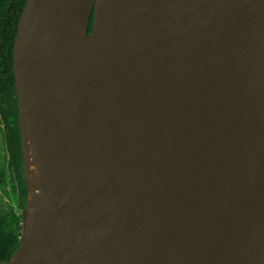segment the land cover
I'll return each mask as SVG.
<instances>
[{
  "label": "water",
  "instance_id": "obj_1",
  "mask_svg": "<svg viewBox=\"0 0 264 264\" xmlns=\"http://www.w3.org/2000/svg\"><path fill=\"white\" fill-rule=\"evenodd\" d=\"M43 7L29 202L23 52ZM12 61L29 195L0 264H264V0H26Z\"/></svg>",
  "mask_w": 264,
  "mask_h": 264
},
{
  "label": "trees",
  "instance_id": "obj_2",
  "mask_svg": "<svg viewBox=\"0 0 264 264\" xmlns=\"http://www.w3.org/2000/svg\"><path fill=\"white\" fill-rule=\"evenodd\" d=\"M25 3L26 0H0V191L5 193L9 178L14 183L12 191L17 198L16 209L4 208L0 203V262L10 260L20 245L29 195L12 61L14 40ZM92 22L93 17L88 33Z\"/></svg>",
  "mask_w": 264,
  "mask_h": 264
},
{
  "label": "bare ground",
  "instance_id": "obj_3",
  "mask_svg": "<svg viewBox=\"0 0 264 264\" xmlns=\"http://www.w3.org/2000/svg\"><path fill=\"white\" fill-rule=\"evenodd\" d=\"M45 7H43L33 29L24 45L25 75L29 86L26 102V145L28 157L27 182L30 187L29 202L33 201L37 192V156L35 154V133L40 113L46 103L47 87L50 81L49 51L47 43L40 39L43 29ZM32 214H28V222Z\"/></svg>",
  "mask_w": 264,
  "mask_h": 264
},
{
  "label": "rangeland",
  "instance_id": "obj_4",
  "mask_svg": "<svg viewBox=\"0 0 264 264\" xmlns=\"http://www.w3.org/2000/svg\"><path fill=\"white\" fill-rule=\"evenodd\" d=\"M1 147V145H0ZM0 154H1V148H0ZM28 157L27 153L25 152V159ZM26 162V160H25ZM27 167V173H26V179L28 178V165H26ZM14 185V183L12 181H10V179L8 178V183H7V187H6V191L5 193H2L0 191V195H1V199H0V203L1 205L6 208V207H12L14 209L17 208V198H16V194L12 191V186Z\"/></svg>",
  "mask_w": 264,
  "mask_h": 264
}]
</instances>
